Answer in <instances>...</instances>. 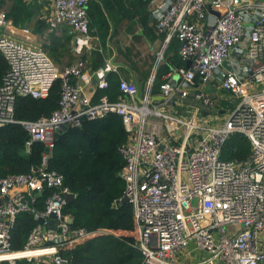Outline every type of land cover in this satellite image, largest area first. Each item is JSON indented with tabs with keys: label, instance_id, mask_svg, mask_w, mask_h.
Wrapping results in <instances>:
<instances>
[{
	"label": "built area",
	"instance_id": "2783aa9c",
	"mask_svg": "<svg viewBox=\"0 0 264 264\" xmlns=\"http://www.w3.org/2000/svg\"><path fill=\"white\" fill-rule=\"evenodd\" d=\"M89 1L53 0L47 16L52 30L71 26L79 54L97 47ZM153 13L157 29L167 39L179 40L181 56L191 64L163 78L162 102L153 100L157 94L154 76L150 78L139 103L138 83L126 78H120L118 99L104 94L94 101L88 84L95 77L98 87L107 89L113 64L89 72L80 57L61 70L42 47L6 32L10 19L1 9L0 51L9 68L0 82V127L20 122L31 135L28 144L40 140L51 149L55 135L66 128L109 112L119 114L128 136L120 146L125 159L120 175L143 263L264 264V0H160ZM174 74L180 81L172 82ZM59 77L60 105L51 115L16 119L19 96L45 97ZM190 96L202 105L180 111ZM236 133L248 138L251 152L225 159V144ZM62 184L63 176L45 166L0 177V261L67 264L59 251L92 233L73 228L72 216L63 211L68 189H56L43 211L33 205L46 187ZM27 210L46 221L17 250L11 230L18 214ZM52 213L56 229L48 222Z\"/></svg>",
	"mask_w": 264,
	"mask_h": 264
},
{
	"label": "trees",
	"instance_id": "16d2710c",
	"mask_svg": "<svg viewBox=\"0 0 264 264\" xmlns=\"http://www.w3.org/2000/svg\"><path fill=\"white\" fill-rule=\"evenodd\" d=\"M11 15L16 21L20 19L19 14L16 16L12 12ZM91 54L93 70L106 64L100 50L94 49ZM82 58L86 59L85 56ZM8 68V61L0 51V82ZM165 70L158 73L155 90L163 81L160 77L167 72ZM108 78L109 87L100 89V95L107 93L110 99L115 100L121 94L120 78L112 72ZM61 91L62 78L59 77L45 97L19 96L15 106L16 119L37 120L51 115L60 105ZM127 138L123 120L115 112L86 119L82 126L68 127L57 133L54 146L49 151L43 141L34 140L28 144L31 135L20 122L0 127V177L28 173L42 166L48 172L63 176L61 187H46L36 196L33 205L37 211L45 210L47 198L56 189H68L77 194L73 200L67 201L63 211L74 218L72 227L85 228L92 233L76 247L59 251L67 264H144L142 253L135 246L138 230L132 205L122 201L126 183L120 175L125 164L120 146ZM250 152L248 138L236 133L226 142L222 157L242 159ZM46 155L47 163L43 164ZM38 223L34 211H21L12 226V247L22 249ZM30 263L25 258L15 263L0 261V264Z\"/></svg>",
	"mask_w": 264,
	"mask_h": 264
},
{
	"label": "crops",
	"instance_id": "0c3cea01",
	"mask_svg": "<svg viewBox=\"0 0 264 264\" xmlns=\"http://www.w3.org/2000/svg\"><path fill=\"white\" fill-rule=\"evenodd\" d=\"M158 3L160 0H90L88 5L91 34L97 46L94 49L102 52L106 63L116 67L113 74L138 83L140 93L136 101L139 103L145 94L147 81L153 76L157 81L162 69L167 72L160 79L176 68L188 67L187 60L181 56L179 40L175 37L167 39L166 32H160L156 27L157 18L153 8ZM52 4L53 0H0V10L6 9L10 19L6 32L17 40L42 47L48 55L52 53L56 58H61L63 51L68 48L64 56L67 64L76 57L85 56L88 71L92 72L91 51L94 49H85L84 53L79 54L75 50L71 26L64 24L58 30L49 27L47 16ZM12 12L22 18L18 16L20 19L16 21ZM24 28L29 31L25 32ZM173 76L172 80L180 81L177 74ZM100 89L97 79L92 77L86 91L94 101L107 94L100 95ZM153 92L159 95L160 86L157 90L153 88ZM156 101L162 102L160 99ZM223 111L219 110L220 114Z\"/></svg>",
	"mask_w": 264,
	"mask_h": 264
},
{
	"label": "rangeland",
	"instance_id": "374dc122",
	"mask_svg": "<svg viewBox=\"0 0 264 264\" xmlns=\"http://www.w3.org/2000/svg\"><path fill=\"white\" fill-rule=\"evenodd\" d=\"M4 10H6V9H4ZM7 12V11H6ZM67 51H68V48L67 49H65L64 51H63V53L61 54V58H56L57 56L56 55H53L52 53H49V55L52 57L51 59L52 60H54L56 63H57V66L59 67V69H63L66 65H68L67 64V60H66V57H64L65 55H66V53H67ZM4 56V55H3ZM56 56V57H55ZM77 58V57H76ZM76 58L75 59H73L72 60V62H74L75 60H76ZM71 62V63H72ZM55 63V64H56ZM186 102V104H188V105H185L184 106V108H182L181 110L182 111H186L187 110V108L188 107H192V105H194V104H196V103H198L199 105H202L196 98L194 99V97L193 96H190V97H188V98H186V100H185ZM203 110H209L208 108H203ZM212 111H213V109H211ZM188 112V111H187ZM70 215V214H69ZM73 218V217H72ZM73 221H74V218H73ZM73 223V222H72ZM72 225V224H71ZM73 228H76V227H73ZM137 230H138V228H137ZM119 234V233H118ZM138 234H139V231H138ZM88 237V236H87ZM85 238L86 237H84V238H78V239H76V240H74V241H72V242H70L66 247H64L63 249L65 250V249H71V248H74V247H76L78 244H80V243H82L83 241H85ZM78 240V241H77ZM23 259V258H22Z\"/></svg>",
	"mask_w": 264,
	"mask_h": 264
},
{
	"label": "water",
	"instance_id": "95a60500",
	"mask_svg": "<svg viewBox=\"0 0 264 264\" xmlns=\"http://www.w3.org/2000/svg\"><path fill=\"white\" fill-rule=\"evenodd\" d=\"M190 64H191V60H188V61H187V66H190ZM225 64L227 65V62H225ZM172 82L175 83V80H172ZM156 99L163 100V99H164V95H161V94H159V95H155V96L153 97V100H156ZM49 150H50L49 147H47V151H49ZM76 196H77V194L74 193V192H71V191H69V192H65V197L67 198L68 201L73 200ZM122 201H123V202H127V201H128V197H127V196H124L123 199H122ZM45 221H46V218H45V217H40V218H39V223L44 224ZM70 221L73 222V218H71ZM48 222H49V225H50L53 229H56V228H57V225H56L57 220H56V214H55V213H52V214H51V217H50V219L48 220ZM50 242H52V241H50Z\"/></svg>",
	"mask_w": 264,
	"mask_h": 264
}]
</instances>
